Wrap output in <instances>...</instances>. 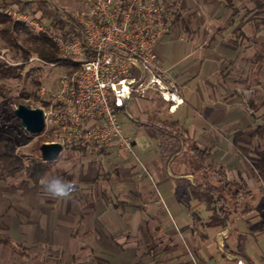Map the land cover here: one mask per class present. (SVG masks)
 <instances>
[{"label": "crops", "instance_id": "obj_1", "mask_svg": "<svg viewBox=\"0 0 264 264\" xmlns=\"http://www.w3.org/2000/svg\"><path fill=\"white\" fill-rule=\"evenodd\" d=\"M191 2L199 4L200 11L194 5L190 7ZM202 5L208 15L216 10L228 15L220 0H179L177 10L180 14H175L169 31L156 44L155 51L179 84L184 99L174 109L168 106L171 118L181 125L188 138L210 151V158L224 165L223 149L229 144L224 141L220 129L225 131L226 125L237 124V121L240 128L246 129L250 127V116L241 111L238 103H234L236 101L221 99L226 87L217 79L213 81L221 70L220 56L224 59L221 51L235 55L239 48L234 46L236 49L228 52L221 46H214L215 53L211 54L212 49H196L188 33L178 34L177 26L182 28L185 23L192 22L190 16L197 11L200 14ZM239 20L237 17L232 25H223L222 33L234 35L241 28ZM222 33L216 35V39ZM254 41L256 44L264 42L260 38ZM251 42L249 35L247 44L243 45L245 72L251 63ZM133 98L120 114L123 130L134 139L132 154L115 148L80 149L96 154L98 160L106 158L109 162L94 168L97 177L92 180L85 181L83 177L76 180L73 189L68 186L65 198H43L42 204L36 202L41 207L35 223L37 227L15 228L10 234L12 239L40 247L47 260H54L58 254L66 252L69 260L66 264H264V230L251 231L254 225H264L261 216L264 194L258 183L256 185L244 173H239L238 181L230 179L251 191L242 198L245 212L241 224L235 223L231 215L229 221L233 222L227 223L226 227H208L206 224L213 214L210 203L215 207V201L203 198L202 193L187 186L183 187L188 195L185 198L177 196L175 180L182 178L180 173L184 166L173 163L164 167L158 156L157 142L142 126L154 116H161L157 104L150 110V103H161L160 99L149 91L138 97L141 104L131 111L128 105ZM143 114L145 120L139 117ZM213 131L215 133L209 135ZM227 134L228 141L232 136L230 132ZM141 137L145 138L144 147L138 143ZM94 161L90 159L85 170L83 165L80 166L85 171L83 174L92 170ZM237 161L235 158L231 163ZM228 164L224 165L226 177ZM183 178L192 184V176ZM253 192L262 196L255 197ZM246 226H250V231Z\"/></svg>", "mask_w": 264, "mask_h": 264}, {"label": "rangeland", "instance_id": "obj_2", "mask_svg": "<svg viewBox=\"0 0 264 264\" xmlns=\"http://www.w3.org/2000/svg\"><path fill=\"white\" fill-rule=\"evenodd\" d=\"M45 1L54 9L69 14L80 6L79 0ZM220 1L221 4L224 5L222 0ZM234 2L239 9L238 20L240 19L241 28L232 36L228 33H222L224 29L223 25L227 27L226 24L230 10L227 9L226 12L228 15L224 16L223 11L218 12L219 10L210 13V8L207 6V10L210 13L208 15V13L206 14V11H204L205 6L203 7L202 5L201 9H203V11L199 14V4L195 2L189 4L190 7L194 5L199 10L195 15L193 14L190 16L192 22L185 23L182 28L178 27V25L177 30L179 35L188 33L189 35H186L194 40L192 45L199 51L212 49L211 51L213 53H210L214 54V46H221L228 52L231 49L239 48H237L238 52L235 55H226L221 51L224 59L220 56L222 59L221 70L218 76L213 78V81L216 82L217 79L221 85L226 87V92L221 93V99L226 102L236 101L234 103H238L237 105L241 108V111L245 115L250 116V127L246 129L240 128L239 121H237V124L232 123L226 125L224 127L225 131L220 129L224 141L229 144L223 149L225 154L222 156V160L224 165L229 163L226 167L228 179L238 181L239 173L247 174L254 183L256 182V185L258 183V186L264 194V137L258 135L255 130V126H257L258 123H264V48H261V46L254 41L259 38L264 41V0H234ZM1 4H3L2 1H0V5ZM6 9L10 15L11 21L20 20L27 23L33 31L38 30L34 26V23H39L36 19V17L40 16L39 13L30 15L28 12L29 10L19 11L15 4L8 8L6 7ZM175 11L180 14L179 10L176 9ZM175 14L172 13V18L175 17ZM217 14H220V16ZM220 32L222 36H219L220 38H218V40L216 39V35L220 34ZM243 33H246V37L243 36ZM249 35L253 40L250 45L252 58L250 67L245 72L243 69V59L245 57L243 45L247 44ZM12 36L17 41L18 46L6 43L0 35V58H4L13 65H24L22 69L23 76L25 75V71L31 67L41 66L42 71L39 72L40 76L38 79H41V85L45 84L52 88L56 85L61 76L71 71V67L68 65L56 64L55 66H49L46 64L40 65L38 61L28 62L30 57L37 56L32 52L30 57L24 61L22 53L24 49H27V45L23 41L24 35L22 30L15 29L12 31ZM234 46H236V48H234ZM260 51L261 54H259ZM248 53L249 51H247V55ZM23 76H21V78L0 76V145H3L2 148H5L9 153L22 155L23 164L26 165L32 158H37L39 155L38 147L40 143L44 142L45 138L39 134L32 135L26 132L22 128L20 120L14 115V109L18 104H25L30 108L38 107V99L35 98V94L38 95V89L31 84L30 78L26 79ZM140 102V98L134 97L128 105L129 110L133 111L138 108L137 106H140ZM155 104H157L161 116H165L168 104L150 103V110L156 106ZM139 117L144 120L146 119V115L144 114ZM229 132L232 138L227 141V133ZM214 133V131L210 132L209 135H213ZM138 143L141 147H144L146 145L145 138L141 137ZM211 147H214V144H212ZM209 149L211 150V148ZM235 158H238V161L236 163H231ZM90 159L95 160L92 162L93 168L85 175L83 174L85 171H82L80 166L83 165V170H85ZM108 162L106 158L102 161L98 160L96 154L93 153H86L80 151V149L69 150L68 148H64L57 158L45 162L48 165V171L38 183H31L26 177L25 170H18V167L11 168L10 175L4 179L0 177V237L10 239L15 246L8 247L0 244V264H66L67 261H69L66 252L58 254L54 260H47L46 254L42 253L40 247L38 248V246H29L25 243L15 242L16 240L12 239L10 234L15 228L19 230H28L37 227L35 223L41 207L37 205L36 202H38V204L41 202L42 204L45 202L43 200L50 198L43 191L41 184L42 180L60 178L66 183L67 188L68 186H72L69 189H73L76 180L78 181L83 177L85 181L92 180L94 176L97 177V172H95L96 170H94V168L100 165L102 166L103 164L106 165ZM177 163H179V161ZM92 171L94 173H92ZM254 190L256 191V189ZM253 193L255 197L262 196L259 192ZM243 197L241 196L239 199L224 198L226 200V207H230L232 213H234L232 214V219L234 218L235 223L241 221L242 213L245 212L242 204ZM210 204L213 206L212 213L214 210L218 211L219 206L214 207V203ZM251 204L253 206L255 205L254 203ZM262 214L261 216L264 219L263 211ZM255 226L256 225L252 226V232H258L261 228L264 230L263 224L259 223L256 227ZM246 229L250 231V226L249 228L246 226Z\"/></svg>", "mask_w": 264, "mask_h": 264}, {"label": "built area", "instance_id": "obj_3", "mask_svg": "<svg viewBox=\"0 0 264 264\" xmlns=\"http://www.w3.org/2000/svg\"><path fill=\"white\" fill-rule=\"evenodd\" d=\"M70 13L77 33L65 37L48 32L60 61L40 65H68L71 71L56 85L38 88L43 111L44 142L65 148H115L132 154L134 139L120 121L121 108L132 97L153 92L170 109L184 102L179 84L155 51L167 34L179 0H79ZM26 20V19H25ZM45 31L41 23H34Z\"/></svg>", "mask_w": 264, "mask_h": 264}, {"label": "trees", "instance_id": "obj_4", "mask_svg": "<svg viewBox=\"0 0 264 264\" xmlns=\"http://www.w3.org/2000/svg\"><path fill=\"white\" fill-rule=\"evenodd\" d=\"M0 1L3 2L0 5L1 38L8 44L18 46L17 41L12 36V31L15 29L22 30L24 35L23 41L27 45V49H24L22 53L24 61L30 57L32 52L45 62L58 63L61 60L58 55V49L47 33L57 31L65 37H72L73 33H77L70 14L54 9L45 0H12V3L11 0ZM222 2L230 10L226 26L232 25L239 15V9L234 0H222ZM11 4H15L19 11L29 10L30 15L39 13L40 16L36 17V19L44 25L45 31H33L27 23L20 20L11 21L6 9V7L12 6ZM172 13L175 14L176 11H172ZM258 45L264 48L263 43H258ZM259 54H261V51ZM23 68L24 65L22 64L13 65L4 58H0L1 77L21 78L23 76ZM40 71H42L41 66L31 67L25 71V75L23 76L26 79L30 78L31 84L36 86L37 89L42 83L41 79H38ZM35 98L39 99V96L35 94ZM123 109L124 107L121 108V110ZM166 112L165 116H154L149 121L143 123L142 126L148 135L157 142L158 156L164 167L171 166L178 161L184 166L182 173H180L182 178L175 180L177 196L185 198L188 193L183 186H187L202 193L205 198L215 201L216 205L219 206L218 211H213L206 225L208 227H226L227 223H232L233 221H229L232 211L230 207H226V200L224 198L239 199L241 196L243 197L251 193V191L245 190L243 185L228 179L225 173V166L220 161L210 158V151L207 148L199 146L194 140L185 135V131L181 125L171 118L168 108ZM255 130L258 135L264 137V123L258 124ZM0 146L1 178L4 179L10 175L11 168L16 167H18V170H25L26 177L31 183H38L47 173L48 165L41 160L40 154L37 158H32L28 164L24 165L22 155L9 153L5 148H2L3 145ZM72 148L83 149L84 147L73 146ZM187 175L193 177L192 184L183 178ZM245 207L247 208V206ZM0 244L8 247L14 246L13 242L8 238L0 237Z\"/></svg>", "mask_w": 264, "mask_h": 264}, {"label": "water", "instance_id": "obj_5", "mask_svg": "<svg viewBox=\"0 0 264 264\" xmlns=\"http://www.w3.org/2000/svg\"><path fill=\"white\" fill-rule=\"evenodd\" d=\"M14 115L20 120L22 128L32 135H38L44 128L43 111L39 107L30 108L25 104H18L14 109ZM40 158L49 162L58 157L63 149L59 142H42L39 147Z\"/></svg>", "mask_w": 264, "mask_h": 264}, {"label": "clouds", "instance_id": "obj_6", "mask_svg": "<svg viewBox=\"0 0 264 264\" xmlns=\"http://www.w3.org/2000/svg\"><path fill=\"white\" fill-rule=\"evenodd\" d=\"M41 184L43 191L50 198L63 199L68 195L66 183L60 178L45 179Z\"/></svg>", "mask_w": 264, "mask_h": 264}]
</instances>
